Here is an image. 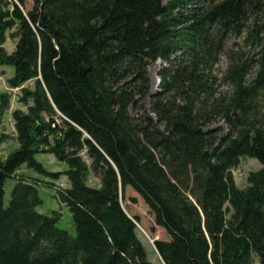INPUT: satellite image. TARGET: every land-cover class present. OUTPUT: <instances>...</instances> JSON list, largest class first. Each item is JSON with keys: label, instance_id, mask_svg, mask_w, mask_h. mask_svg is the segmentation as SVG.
<instances>
[{"label": "trees", "instance_id": "16d2710c", "mask_svg": "<svg viewBox=\"0 0 264 264\" xmlns=\"http://www.w3.org/2000/svg\"><path fill=\"white\" fill-rule=\"evenodd\" d=\"M244 34L259 57L230 55L229 90L219 92L213 69L229 37ZM0 66L15 69L13 88L35 83L22 90L28 111L13 115L19 147L0 157V264H154L127 187L171 237L154 241L161 264H264V0H0ZM148 98L149 112L132 115ZM9 103L3 95L0 109ZM39 154L69 166L71 187L57 198L76 236L58 227V212L38 211L29 177L5 206L22 166L45 172ZM244 157L262 167L241 189L233 169Z\"/></svg>", "mask_w": 264, "mask_h": 264}, {"label": "rangeland", "instance_id": "374dc122", "mask_svg": "<svg viewBox=\"0 0 264 264\" xmlns=\"http://www.w3.org/2000/svg\"><path fill=\"white\" fill-rule=\"evenodd\" d=\"M169 0H164L167 4ZM28 8L33 5V0H25ZM253 28V25L252 27ZM16 40L11 37V32L8 33V39L5 44V49L8 53L12 54L16 48ZM233 53H239L243 59L249 61L256 60L260 54V45L253 40L252 37L244 34L241 37L230 36L227 42L226 50L220 57V62L214 67L213 74L217 78V90L219 92H225L229 90L227 85H224L222 79L229 67V56ZM165 66L163 61L159 60L157 63L149 67V74L151 79V93H156L160 88L159 71ZM0 69H4L0 76V108L2 106V96L9 95L10 103L3 112L0 109V157L6 158L11 152L19 147L17 140L14 112L17 110L27 112L28 106L21 103L22 90L24 88L33 89L35 87L34 81H30L20 88H13L9 84V80L14 77L15 69L12 66H0ZM257 68L252 70V73L248 76V80L251 81L256 74ZM155 82L157 83L155 85ZM262 105L264 107V92L262 94ZM29 104H32L30 102ZM145 107L140 111L139 108H132L131 114L134 116L142 115L143 112L148 111L150 107V99H146L144 102ZM216 127H222V131L225 133L228 127L224 121H219ZM37 160L43 164L45 172H38L26 165L22 166L17 172V176L10 178L6 181L5 190V206L9 205L11 200L12 190L19 182V177H29L37 183L40 197L43 201L42 205L38 207V211L44 215H53L54 212H58L61 217L58 222L60 229L66 230L69 234L76 236L77 231L74 224L73 217L69 208L60 202L57 198V190L60 188L68 189L71 187L68 176L65 174L69 170V166L65 162L57 160L53 154H39ZM90 163V161H88ZM261 163L252 158H242L240 164L233 169V176L237 186L241 189H245L249 186L248 177L251 172L260 170ZM100 179L91 170L89 175L88 184L92 187H99ZM124 205L128 207L133 215H137L141 219L140 224V238L147 249L149 260L154 264H161L159 255L155 249L154 241L170 240L171 237L167 231L155 224L153 214L142 196L136 192L132 187H127L124 195ZM155 228V233H151V229Z\"/></svg>", "mask_w": 264, "mask_h": 264}, {"label": "built area", "instance_id": "2783aa9c", "mask_svg": "<svg viewBox=\"0 0 264 264\" xmlns=\"http://www.w3.org/2000/svg\"><path fill=\"white\" fill-rule=\"evenodd\" d=\"M60 122H61V120L57 119V123H60Z\"/></svg>", "mask_w": 264, "mask_h": 264}, {"label": "crops", "instance_id": "0c3cea01", "mask_svg": "<svg viewBox=\"0 0 264 264\" xmlns=\"http://www.w3.org/2000/svg\"><path fill=\"white\" fill-rule=\"evenodd\" d=\"M3 70H4V69H0V73H2Z\"/></svg>", "mask_w": 264, "mask_h": 264}, {"label": "bare ground", "instance_id": "6f19581e", "mask_svg": "<svg viewBox=\"0 0 264 264\" xmlns=\"http://www.w3.org/2000/svg\"><path fill=\"white\" fill-rule=\"evenodd\" d=\"M157 83L155 82V85H156Z\"/></svg>", "mask_w": 264, "mask_h": 264}]
</instances>
